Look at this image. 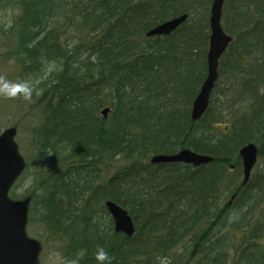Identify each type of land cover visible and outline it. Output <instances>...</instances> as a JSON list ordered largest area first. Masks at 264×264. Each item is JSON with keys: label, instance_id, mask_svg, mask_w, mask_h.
Instances as JSON below:
<instances>
[{"label": "trees", "instance_id": "obj_1", "mask_svg": "<svg viewBox=\"0 0 264 264\" xmlns=\"http://www.w3.org/2000/svg\"><path fill=\"white\" fill-rule=\"evenodd\" d=\"M212 3L7 0L18 8L17 43L2 55L20 65L18 82L41 115L39 179L10 194L31 197L28 227L65 240V264H264V174L244 184L240 156L249 143L264 156V0H224L233 40L209 107L193 121ZM182 14L171 34L147 35ZM183 148L213 161L150 162ZM107 200L127 209L133 235L116 231Z\"/></svg>", "mask_w": 264, "mask_h": 264}, {"label": "water", "instance_id": "obj_2", "mask_svg": "<svg viewBox=\"0 0 264 264\" xmlns=\"http://www.w3.org/2000/svg\"><path fill=\"white\" fill-rule=\"evenodd\" d=\"M223 4L224 0H214L211 8L208 75L193 104L191 114L194 121L201 118L209 106L211 92L218 78L220 59L232 41V36L228 35L222 26ZM187 17V14H183L162 22L152 27L147 35H169L184 23ZM108 112V107L102 111L104 116ZM15 135V127L8 128L0 134V264H39L41 244L29 237L26 231L30 198L14 200L9 196L10 188L26 167ZM240 155L246 183L257 162L258 147L254 143H249L240 150ZM212 160V156L183 149L175 154L155 155L151 162H184L199 166ZM106 206L114 219L116 231L128 236L133 235L135 226L128 211L111 200L106 202Z\"/></svg>", "mask_w": 264, "mask_h": 264}, {"label": "rangeland", "instance_id": "obj_3", "mask_svg": "<svg viewBox=\"0 0 264 264\" xmlns=\"http://www.w3.org/2000/svg\"><path fill=\"white\" fill-rule=\"evenodd\" d=\"M6 4L7 0L6 2L0 0V133L7 127L16 126L17 128L16 141L19 144L20 152L27 160L28 167L18 180L17 188L15 187L13 192L25 194L28 189L35 188L39 179L35 173L37 170L35 162L38 159L35 156L37 147L35 134L41 122V115L37 109H34L35 102L29 101L30 91L18 82L21 74L20 65L15 59H6L2 55L4 50L15 48V43H17L13 39L15 30L10 29V27L16 19L18 8L14 4ZM8 29L9 32H7ZM17 85L21 86V90L17 91L14 96H9L8 91L13 90ZM223 103L225 101L221 96L217 97L219 108ZM226 121L227 119L223 123L219 122L216 129H223ZM256 172L264 174V156L259 157L252 175ZM40 175L42 176L43 173ZM27 232L42 244L40 264H65V257H63L65 240L60 234H53L47 227L38 222L33 223L29 228L27 227ZM161 264H170V262L162 260Z\"/></svg>", "mask_w": 264, "mask_h": 264}, {"label": "clouds", "instance_id": "obj_4", "mask_svg": "<svg viewBox=\"0 0 264 264\" xmlns=\"http://www.w3.org/2000/svg\"><path fill=\"white\" fill-rule=\"evenodd\" d=\"M21 90V86L17 85L13 90H10L8 91V95L9 96H14L16 94L17 91ZM27 98V97H26ZM100 259H106V254L101 252L100 253V256H99Z\"/></svg>", "mask_w": 264, "mask_h": 264}]
</instances>
